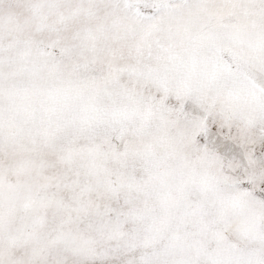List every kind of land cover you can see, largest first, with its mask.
I'll return each instance as SVG.
<instances>
[{
	"label": "snow or ice",
	"instance_id": "snow-or-ice-1",
	"mask_svg": "<svg viewBox=\"0 0 264 264\" xmlns=\"http://www.w3.org/2000/svg\"><path fill=\"white\" fill-rule=\"evenodd\" d=\"M0 264H264V0H0Z\"/></svg>",
	"mask_w": 264,
	"mask_h": 264
}]
</instances>
